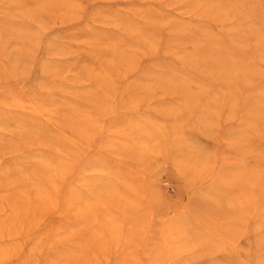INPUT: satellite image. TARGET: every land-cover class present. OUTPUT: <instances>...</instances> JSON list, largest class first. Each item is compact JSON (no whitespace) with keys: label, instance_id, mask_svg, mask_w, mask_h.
Segmentation results:
<instances>
[{"label":"rangeland","instance_id":"obj_1","mask_svg":"<svg viewBox=\"0 0 264 264\" xmlns=\"http://www.w3.org/2000/svg\"><path fill=\"white\" fill-rule=\"evenodd\" d=\"M263 198L264 0H0V264H258Z\"/></svg>","mask_w":264,"mask_h":264},{"label":"bare ground","instance_id":"obj_2","mask_svg":"<svg viewBox=\"0 0 264 264\" xmlns=\"http://www.w3.org/2000/svg\"><path fill=\"white\" fill-rule=\"evenodd\" d=\"M207 60L208 59H206V58H204V60L202 61V63H206L207 62ZM210 67H212V68H215V69H217V68H219V69H217V71L219 72V73H221L223 76H230V75H234L235 76V80H236V82H238L239 81V74H240V69L238 68V67H236L235 66V64L234 63H232V62H224V64H222V63H220V61H217V60H212L211 62H208L207 63ZM235 85H239L238 83H234ZM254 108V107H253ZM245 195V193H243V196ZM257 199V198H256ZM264 199V198H263ZM250 200H252V198H250ZM264 201V200H263ZM257 205V203H255V200L253 199V202L251 201V204H249V206H248V208L251 210V209H253L255 206ZM232 214H233V216H234V212L232 211ZM236 215H240L241 214V210H239V211H237L236 213H235ZM217 215V214H216ZM238 218V217H237ZM236 219V218H235ZM237 221V220H236ZM239 221V220H238ZM262 223H264V220H262ZM192 225H190V227H191ZM199 228L200 227H206V225H205V222H203L202 223V225L201 224H198L197 225ZM193 227H194V225H193ZM192 227V228H193ZM207 228V227H206ZM192 233V235L190 236V235H188L189 236V239L192 241V242H195V241H197V244H203V245H205V249H206V252L208 253L209 251H210V249L211 248H214L215 246H212V247H207V240L206 239H204L203 237L200 239L198 236H196V231H195V233L192 231L191 232ZM223 234H224V236L226 235V233H224L223 232ZM217 236V235H216ZM230 236V234H228V236L227 237H229ZM262 236V235H261ZM205 237V236H204ZM225 238H226V236H225ZM232 238V236H230V239ZM257 241L259 242V241H262V240H260V239H257ZM262 246L264 247V244H262ZM208 249V250H207ZM258 256H259V258H262L263 257V259H264V250L263 251H261L259 254H258ZM257 263L258 264H264V262H263V260L261 259H258V261H257Z\"/></svg>","mask_w":264,"mask_h":264}]
</instances>
